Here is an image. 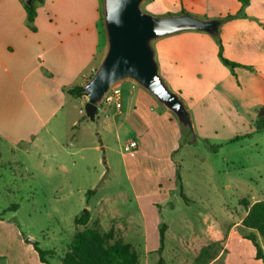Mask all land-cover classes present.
<instances>
[{
  "label": "rangeland",
  "instance_id": "1",
  "mask_svg": "<svg viewBox=\"0 0 264 264\" xmlns=\"http://www.w3.org/2000/svg\"><path fill=\"white\" fill-rule=\"evenodd\" d=\"M102 35L107 43L100 52L101 63L108 51L106 28ZM119 87L125 99L128 93V110L140 100L141 91L151 94L131 80ZM154 100L153 122L145 130L128 117L125 105L117 110L100 101L102 111L91 121L85 105L71 99L54 124L68 152L58 151L52 141L45 150L37 142L29 153L1 149L0 264H43L27 239L44 251L56 252L46 257L48 264H62L75 234L84 229L76 226L75 218L89 210L88 227L102 229L101 220L106 230L104 208L114 204L122 215L149 219L148 231L127 238L140 264H157L161 258L166 264H193L208 240V225L238 219L245 210L242 199L264 201V132L251 140L232 141L229 134L216 137L204 126L209 138L192 128L194 142L189 128ZM80 107L84 113H79ZM67 121L76 124L66 130ZM130 141L137 142L138 149L126 152L124 146ZM89 191L94 193L88 195ZM163 226L167 229L160 255ZM251 232L246 227L236 229L218 264H264L255 258L256 248L246 238ZM259 245L264 252V241Z\"/></svg>",
  "mask_w": 264,
  "mask_h": 264
},
{
  "label": "crops",
  "instance_id": "2",
  "mask_svg": "<svg viewBox=\"0 0 264 264\" xmlns=\"http://www.w3.org/2000/svg\"><path fill=\"white\" fill-rule=\"evenodd\" d=\"M241 8L239 0H148L145 12L165 17L185 11L208 21L237 14ZM244 12L246 17L228 21L219 30L224 57L240 65L234 70L223 64L219 45L208 33L185 31L152 43L159 74L182 100L198 136L210 134L203 132L204 126L216 137L229 134L232 141L251 140L264 132L258 130V114L264 107V0H251ZM104 31L101 0H44L31 25L22 0H0V152L7 148L29 153L37 142L45 150L48 141L58 151L68 152L54 124L71 99L86 105L85 96L75 98L68 90L84 87L92 69L98 70L100 52L107 43ZM126 94L123 105L128 117L148 129L154 96L141 91L140 100L128 110ZM75 124L67 121L66 130ZM140 206L144 211L143 203ZM104 209L107 229L103 230L101 220L99 224L103 232L114 231L110 244L119 239L129 243L130 234L149 229L146 215L127 217L115 204ZM247 214L245 208L238 219L231 216L224 224L208 225V240L193 264L202 249L213 244L218 253L208 264H218L235 230L244 228ZM256 235L258 243L264 241Z\"/></svg>",
  "mask_w": 264,
  "mask_h": 264
},
{
  "label": "water",
  "instance_id": "3",
  "mask_svg": "<svg viewBox=\"0 0 264 264\" xmlns=\"http://www.w3.org/2000/svg\"><path fill=\"white\" fill-rule=\"evenodd\" d=\"M35 1L24 0L28 6ZM145 1L104 0L108 51L97 72L83 88L87 98L86 116L95 121L103 96L115 85L131 80L149 91L184 126H189L191 121L182 100L167 87L159 74L152 43L185 31L213 35L220 30L221 24L218 20H202L191 14L152 16L142 11ZM26 242L35 244L32 239Z\"/></svg>",
  "mask_w": 264,
  "mask_h": 264
},
{
  "label": "trees",
  "instance_id": "4",
  "mask_svg": "<svg viewBox=\"0 0 264 264\" xmlns=\"http://www.w3.org/2000/svg\"><path fill=\"white\" fill-rule=\"evenodd\" d=\"M251 0H239L242 3V8L237 14H229L225 17L217 19L221 25L228 21L244 18L246 14L244 12L245 7ZM25 9L27 11L28 22L31 25L37 17L36 3H43V0H36L32 6H28L24 0ZM182 14H188L183 11ZM219 45V57L223 64L230 69L234 70L236 67H240L239 64L233 63L224 57L223 44L220 37V31L212 35ZM93 76H91L92 78ZM90 78V80H91ZM84 87L76 86L68 90L69 95L75 98H81L84 96ZM99 113V110L97 114ZM189 117V114H188ZM190 118V117H189ZM191 121V120H190ZM192 125V123H191ZM191 125L187 126L189 130H192ZM258 130H264V107L258 114ZM192 132V131H191ZM192 134H194L192 132ZM197 137L194 134L193 141L196 142ZM179 179V175H178ZM94 192L89 191L88 195H92ZM183 195V194H182ZM240 203L247 209L248 214L243 220V226L250 229L252 232L246 236V238L253 242L256 248L257 260L264 262V252L257 241L256 232L260 234L264 240V201H259L254 204L247 199H242ZM17 209L18 206H13ZM12 209V208H11ZM91 220V213L89 210L84 212L75 218L76 226L84 227L83 230L77 231L74 236L73 242L69 250L62 257L63 264H139V257L137 251L129 243L119 239L113 244H110L114 240L115 233L113 230L109 232H103L101 229L95 227H88ZM167 227L163 226L160 231V243L161 247L158 253L161 255L164 251L165 232ZM217 244L210 245L202 249L201 253L195 260V264H208L211 259L217 255ZM34 249L38 253L39 259L42 263L48 264L47 256L55 255V251H44L38 243L34 244ZM157 264H166L161 258Z\"/></svg>",
  "mask_w": 264,
  "mask_h": 264
},
{
  "label": "built area",
  "instance_id": "5",
  "mask_svg": "<svg viewBox=\"0 0 264 264\" xmlns=\"http://www.w3.org/2000/svg\"><path fill=\"white\" fill-rule=\"evenodd\" d=\"M97 72V69H92V76ZM101 103L104 107H115L117 110H121L123 107V92L118 85L112 87L102 98ZM98 110L102 111V108L98 107ZM81 113H84L81 111ZM138 149V144L135 141H130L125 144L124 150L126 152H131Z\"/></svg>",
  "mask_w": 264,
  "mask_h": 264
}]
</instances>
